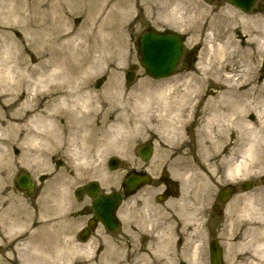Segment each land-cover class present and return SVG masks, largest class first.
I'll return each mask as SVG.
<instances>
[{"label": "rangeland", "instance_id": "1", "mask_svg": "<svg viewBox=\"0 0 264 264\" xmlns=\"http://www.w3.org/2000/svg\"><path fill=\"white\" fill-rule=\"evenodd\" d=\"M163 2L178 20L175 25L167 21L172 16L158 10L152 0H133L130 11L115 10L114 2L107 4L103 0H0V112H8L6 105H11L10 112L17 113L41 109L51 84L89 79L90 88L96 91L89 95L94 102L130 101L141 108L142 115L152 118L153 126L161 119L166 124L159 129L148 126L151 130L144 135L138 131L128 153L127 137L118 136L120 152L108 153L102 159L93 156L94 145L89 143L87 130L81 137L72 135L70 141L67 137L58 150L38 144L37 150L49 154L38 159L39 163L33 167L18 159L19 145L23 144H11L8 154L16 156L17 162L9 165L0 185V215L16 207L20 213L0 217V264H12L9 259L13 256L4 250L12 249L18 255L15 245L10 243L31 233L25 234L23 230L28 220L34 219L33 213L37 216L35 225L43 224L40 221L46 210L65 215L67 197L76 187L96 181L105 191H117L124 174L143 167L152 176L160 169L167 171L178 181L180 195L201 206L200 224L192 229L194 234L187 240L200 241L201 253L208 251V241L214 238L220 242L225 264H246L250 257L246 241L255 239L263 243L261 264H264V234L257 237L250 231L260 222L257 212L264 221V167L260 155L249 145L236 141L238 129L226 123L223 116L214 114L219 124H204L206 105L214 96L211 92L221 91L226 78L231 80L230 85L243 86L240 92L259 87L264 102V52L259 50L264 42V4L257 2L244 14L223 0ZM148 29L173 31L185 38L183 55L168 78L155 80L140 64L138 38ZM128 71L135 73L131 83L124 78ZM110 80L118 82L121 90L105 93L103 87ZM188 83L199 85L186 89ZM252 94L254 98L258 96ZM76 97L73 94V99ZM163 98L171 99L163 102ZM178 98H185V102L180 103ZM22 104L25 109L20 108ZM210 108L207 111H212ZM83 113L88 125L101 127V112L83 110ZM165 114L167 117H162ZM256 117L253 115L251 121ZM113 120L111 116L110 123ZM164 127H171L173 133L163 132ZM146 144L153 147V155L143 163L137 149ZM110 158L119 160L116 170L109 169ZM222 161L226 165L218 170ZM22 173L29 174L40 190L35 201L32 200L35 193L27 197L15 186L17 176ZM243 182L252 183L251 189L242 191ZM228 185L234 187L235 195L221 205V211L212 214L206 225L213 198ZM61 221L66 224L65 219ZM56 225L39 229L52 234L51 228ZM78 227L73 225L75 229ZM40 234L35 233L36 237ZM60 242V248L52 252L42 249V256L46 253L47 258L57 257L58 264H65L67 241ZM77 242L72 246L73 257L82 264L84 259L80 258L85 251H80L83 247ZM106 242L101 241L106 249L101 264H113V246Z\"/></svg>", "mask_w": 264, "mask_h": 264}, {"label": "bare ground", "instance_id": "2", "mask_svg": "<svg viewBox=\"0 0 264 264\" xmlns=\"http://www.w3.org/2000/svg\"><path fill=\"white\" fill-rule=\"evenodd\" d=\"M103 1L107 4L114 2L112 8H115V10L118 8L131 10L133 0ZM152 1L156 4L158 10H161L163 13L167 12L168 15L172 16L171 20H167L171 25H175L178 22L175 19V15L167 11V3L162 4L164 3L163 0ZM260 44L259 50L260 52H264V42ZM78 71H81V68ZM218 72L217 74H219ZM85 73L91 76L89 71ZM230 82L231 80L226 78L221 91L211 92L214 96L206 105L204 124H219L220 121H215L216 116H223L222 118L226 123H229L233 129H238L239 136H237L236 141H240L242 145H249L252 150H256L261 158L260 163L264 167V102L261 89L253 87L240 92L243 86L239 84L230 85ZM88 83L89 79H82L78 83L70 81L62 84H51L48 87L49 95L41 109H27L23 113H17L10 112L11 105L5 106L8 112H0V185L4 182L3 176L9 170V165L17 162L16 156L12 157L8 154V148L13 143L23 144L19 145L21 147V154L18 156V159L21 158L20 160L24 164L33 167L39 163L38 159L47 158L49 154L48 152L37 150L36 146L38 144L44 143L52 147L54 146L58 150L64 144L67 137L70 141L72 135L73 138H78L87 130L90 138L89 143L94 145L93 156L97 159H102L108 153L120 152L118 136L125 135L124 139L127 137L126 146L128 153L129 145L132 143L133 138L138 136V131L141 132V135H144L151 130L148 126L159 129L161 126L166 125L160 122L164 121L161 119L158 125L153 126L152 118L147 117L145 114L142 115L141 108L137 104L130 103V101L119 99L117 103H112L103 99L102 101H98V103L94 102L89 95L93 92L96 93V91H93ZM194 85H199V83H188L185 85V88L190 89ZM119 90L121 88L118 82L113 80L108 81L103 87L105 93ZM252 92L257 93L258 96L254 98ZM73 94L77 96L75 99H73ZM169 99L171 98H163V102ZM178 101L184 103L185 98H178ZM25 107L24 104L20 106V108L24 109ZM166 107V105L162 106V108ZM210 107L212 111H207V108L209 109ZM83 110L101 112L103 114L101 127L88 125ZM172 111L170 110L169 112L171 113ZM253 115L257 117L254 121H251ZM111 116H114V120L110 123ZM162 117H167V114ZM167 127H164L163 132L171 135L173 130L171 127ZM167 134L164 133V136H167ZM97 136H100V139H97ZM74 151H76L75 147ZM225 165L226 161H222L217 166V169L219 170L220 167ZM111 179V182H114L113 178ZM19 213L20 208L16 207L0 215V217L3 216V219H5V215L9 217V214L16 216ZM257 214L259 215L257 219L260 222L257 221L256 226L252 228L254 231L251 229L250 231L254 232L255 236L258 237V235L264 234V221L262 214L260 212H257ZM2 222L4 225L6 220ZM46 222H49V218ZM16 225L17 223L13 224V226ZM40 233L36 237L34 232L27 242L19 240L21 242L17 243V247L22 248L30 244V240L35 237V241L39 243V248L37 247L39 256L36 261L38 264H47L48 258L46 257V253L42 256V249L48 252L49 250L60 248L61 242L57 241L55 237ZM246 242V252L250 253L246 264H261V254H263L262 241L254 239V241Z\"/></svg>", "mask_w": 264, "mask_h": 264}, {"label": "flooded vegetation", "instance_id": "3", "mask_svg": "<svg viewBox=\"0 0 264 264\" xmlns=\"http://www.w3.org/2000/svg\"><path fill=\"white\" fill-rule=\"evenodd\" d=\"M39 192L35 190L33 201ZM79 192V197L75 192L70 193L63 214L67 224L65 240L69 242L66 264H80L73 260L72 246L83 237L86 242L81 243L85 251L82 264L105 261L106 249L101 241L112 243L113 264H209V256L201 253L199 241H187L194 234L192 229L200 223V206L181 196L178 184L167 173L160 171L149 185L133 191H128L120 182L113 232L108 231L93 211L95 200L104 191L97 192L94 197L85 188ZM104 214L108 216L109 211ZM33 215L34 219L28 222L32 229L37 217ZM211 216L207 214V222ZM74 224L80 225L76 232ZM7 252L13 256L9 259L12 264H34L35 250L31 245L16 250L18 255H14L12 249L4 250Z\"/></svg>", "mask_w": 264, "mask_h": 264}, {"label": "water", "instance_id": "4", "mask_svg": "<svg viewBox=\"0 0 264 264\" xmlns=\"http://www.w3.org/2000/svg\"><path fill=\"white\" fill-rule=\"evenodd\" d=\"M230 4L248 11L253 5L255 0H226ZM181 52V39L173 34H158L153 31H149L142 35L140 39V53L142 57V64L147 68L149 74L154 78H162L172 71L178 57ZM133 77V74L126 75L128 81ZM139 155L146 160L150 156V148H143L138 151ZM111 167L114 168L117 165V161H111ZM137 180V179H136ZM139 181H147L146 177H140ZM127 182L129 186H132L134 180L132 177L128 178ZM249 185H242L243 189H246ZM17 187L21 190H26L29 194L32 191V184L27 175H22L17 180ZM229 191H222L219 199L224 202L229 197ZM114 194L111 195V199H105L100 201L96 208L101 207V211L113 201ZM101 200V199H99ZM95 208V209H96ZM104 220V219H103ZM104 221H107L106 219ZM211 262L212 264H221L219 249L215 242L211 243Z\"/></svg>", "mask_w": 264, "mask_h": 264}]
</instances>
